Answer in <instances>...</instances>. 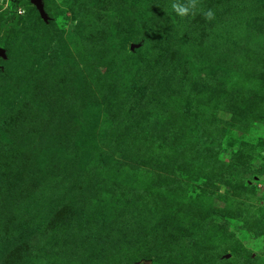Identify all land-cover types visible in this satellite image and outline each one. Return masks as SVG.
Masks as SVG:
<instances>
[{"label":"rangeland","instance_id":"rangeland-1","mask_svg":"<svg viewBox=\"0 0 264 264\" xmlns=\"http://www.w3.org/2000/svg\"><path fill=\"white\" fill-rule=\"evenodd\" d=\"M37 2L0 0V264H264V0Z\"/></svg>","mask_w":264,"mask_h":264},{"label":"clouds","instance_id":"clouds-1","mask_svg":"<svg viewBox=\"0 0 264 264\" xmlns=\"http://www.w3.org/2000/svg\"><path fill=\"white\" fill-rule=\"evenodd\" d=\"M198 3H199V0H198ZM172 8L180 16L195 15L197 11H201L202 14L204 15L205 19L212 20L215 18V12L213 10L208 9V10L204 11L203 9H198L196 7V3L194 2V0H188L187 6L173 4ZM18 9H20V8H18Z\"/></svg>","mask_w":264,"mask_h":264},{"label":"trees","instance_id":"trees-1","mask_svg":"<svg viewBox=\"0 0 264 264\" xmlns=\"http://www.w3.org/2000/svg\"><path fill=\"white\" fill-rule=\"evenodd\" d=\"M24 0H11V8L14 10V16L12 18V20L10 21V23L6 24L4 26V30H8L10 27H17V21H18V14H17V9L20 7V5L22 4ZM198 137V136H195ZM199 141L201 142L202 140L199 139Z\"/></svg>","mask_w":264,"mask_h":264},{"label":"water","instance_id":"water-1","mask_svg":"<svg viewBox=\"0 0 264 264\" xmlns=\"http://www.w3.org/2000/svg\"><path fill=\"white\" fill-rule=\"evenodd\" d=\"M33 2H34V4L36 5V7L40 10V6H39V4H38V2H37V0H32ZM5 51L2 49V48H0V57H4L5 56Z\"/></svg>","mask_w":264,"mask_h":264},{"label":"built area","instance_id":"built-area-1","mask_svg":"<svg viewBox=\"0 0 264 264\" xmlns=\"http://www.w3.org/2000/svg\"><path fill=\"white\" fill-rule=\"evenodd\" d=\"M17 13H18V14H22L21 9H18V10H17Z\"/></svg>","mask_w":264,"mask_h":264}]
</instances>
